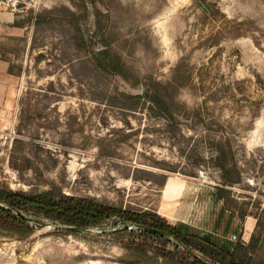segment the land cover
<instances>
[{"label":"rangeland","instance_id":"374dc122","mask_svg":"<svg viewBox=\"0 0 264 264\" xmlns=\"http://www.w3.org/2000/svg\"><path fill=\"white\" fill-rule=\"evenodd\" d=\"M0 2L25 22L0 33L18 79L0 109V189L156 211L219 245L252 239L264 263V0ZM98 50L120 74L95 66ZM154 92L168 113L128 97ZM28 219L29 235L0 228V264H219L117 216Z\"/></svg>","mask_w":264,"mask_h":264},{"label":"trees","instance_id":"16d2710c","mask_svg":"<svg viewBox=\"0 0 264 264\" xmlns=\"http://www.w3.org/2000/svg\"><path fill=\"white\" fill-rule=\"evenodd\" d=\"M13 25L25 27V22L15 19ZM106 53V50L93 52L92 58L95 66L104 72L120 74L119 59L115 57V60H111L106 57ZM98 57L100 60H98ZM0 58L7 61L2 54H0ZM8 72L14 74L9 64ZM143 96H148L151 103L162 114L170 111L169 105L159 93L154 92L149 95L140 93L128 97L139 99ZM219 196L221 197V195ZM26 214L28 215L26 216ZM31 214H39L52 221L75 228L95 226L108 218L117 216L120 220L133 224L140 234L146 238L151 237L163 241L166 236H170L174 239L176 245H180L187 254L192 255V250H195L209 258L213 263L264 264L253 257L256 243H252V239L248 243L237 241L219 245L212 241L210 237L202 236L194 229L182 230L170 225L156 211L135 213L119 210L103 205L93 199L77 198L61 193L56 194L52 190L38 194H25L0 189V228H5L14 233L20 231L21 228L24 235H29L32 231L30 220L33 219H28V216ZM190 230L195 231V233ZM165 242H168V239H165Z\"/></svg>","mask_w":264,"mask_h":264},{"label":"crops","instance_id":"0c3cea01","mask_svg":"<svg viewBox=\"0 0 264 264\" xmlns=\"http://www.w3.org/2000/svg\"><path fill=\"white\" fill-rule=\"evenodd\" d=\"M17 19L12 11L6 9L0 3V33L7 36H15L24 27H16L13 22ZM18 96V79L17 76L8 72V62L0 58V109H8L12 106ZM168 180H171V189L166 190V184ZM177 186L174 181L168 178L163 187L162 194L164 196H170L177 192Z\"/></svg>","mask_w":264,"mask_h":264},{"label":"built area","instance_id":"2783aa9c","mask_svg":"<svg viewBox=\"0 0 264 264\" xmlns=\"http://www.w3.org/2000/svg\"><path fill=\"white\" fill-rule=\"evenodd\" d=\"M0 3H2V2H0ZM23 10H24L23 7L17 8L16 5H12V11H14V12H20L21 13V12H23ZM5 133H6V136L10 135V131L5 132ZM230 239L235 240L236 236L233 234Z\"/></svg>","mask_w":264,"mask_h":264}]
</instances>
